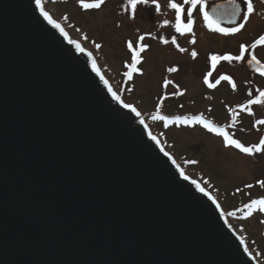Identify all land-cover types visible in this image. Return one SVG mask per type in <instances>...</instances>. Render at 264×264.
<instances>
[{
	"label": "water",
	"instance_id": "obj_1",
	"mask_svg": "<svg viewBox=\"0 0 264 264\" xmlns=\"http://www.w3.org/2000/svg\"><path fill=\"white\" fill-rule=\"evenodd\" d=\"M235 5L208 11L235 26ZM41 9L0 0V264H260Z\"/></svg>",
	"mask_w": 264,
	"mask_h": 264
},
{
	"label": "rangeland",
	"instance_id": "obj_2",
	"mask_svg": "<svg viewBox=\"0 0 264 264\" xmlns=\"http://www.w3.org/2000/svg\"><path fill=\"white\" fill-rule=\"evenodd\" d=\"M217 1L220 0H209V3ZM93 2L95 0H42L53 21L59 23L73 41L92 53L112 89L122 101L139 111L185 174L198 181L218 201L232 228L245 240L258 262L264 264V213L256 211L245 217L240 211L252 199L264 197V188L257 183L264 180V152L250 156L231 146L225 147L223 137L208 132L199 124L173 123L165 127L164 121L152 119L157 111L170 119L203 115L245 146L258 143L264 137V125L256 124V121L264 120V105L250 106V114L239 108L246 105V98H243L248 95L246 90L233 89L226 80H221L215 87L208 86L209 83L215 84L220 76L231 74L238 89L242 81H251L252 77L243 64L234 68L227 61H220L213 68L209 59L214 54L235 52L242 35L226 38L229 35L213 32L198 12L193 15L195 43L191 42L192 33L179 35V45L174 51L171 46L165 47L164 41L170 38L167 35L169 27L158 23L155 28L156 21L154 26H144L145 21L140 16V19H133L128 0H104L100 8L83 7V3ZM209 3L206 0L207 8ZM161 5L165 7L166 4ZM136 14H139L138 8ZM141 36L149 37L151 41L149 47L140 53L139 71L128 79L123 75L128 71L127 65L132 63V52L127 44L131 42L134 47L138 43L145 45L144 40H139ZM209 40L212 43L208 45ZM97 44L100 48L96 47ZM181 48L185 51H180ZM193 51L197 53L195 58ZM170 68L177 71L170 72ZM209 72L211 76H208ZM206 76L208 83H205ZM165 81L172 83L165 85ZM232 89L234 92L230 91ZM233 111L237 113L234 125ZM248 184L253 187H245ZM230 212L236 214L230 216Z\"/></svg>",
	"mask_w": 264,
	"mask_h": 264
},
{
	"label": "snow or ice",
	"instance_id": "obj_3",
	"mask_svg": "<svg viewBox=\"0 0 264 264\" xmlns=\"http://www.w3.org/2000/svg\"><path fill=\"white\" fill-rule=\"evenodd\" d=\"M39 3V0H37ZM152 3L155 5V11H160V5L157 2V0H128V6H130L133 16L135 15L136 9L138 5L142 4H148ZM104 3V0H95L93 3H83V7L86 9L91 8H100L101 5ZM231 3H235V0H231ZM168 7L174 10L175 12V31L177 33H180L181 35H184L185 33H192L193 40L192 43H195V33L193 32V25H194V12L198 11L204 19V22L206 26L211 29L213 32H219L224 35L234 34L239 32L241 29L245 27V23L248 20V17L253 12V5L251 3V0H248L247 2V12L241 16V20L244 22L236 24L234 27L224 28L219 26V22L217 20H214L212 16L210 15V12L207 10L206 7V0H169ZM219 7V5L217 6ZM42 14L45 16L46 19H48L49 23H52L55 27H59L58 24H56L51 17H49L48 13L43 11L41 9ZM216 11V8L212 9V12L214 13ZM240 13V6L235 5V10L233 12V16H237ZM169 21L165 20L164 24L167 25ZM63 31V29H61ZM140 41L144 40V36H141L139 38ZM167 43V41H164ZM173 43H176L175 38H173ZM264 44V35L259 36L258 39H256L252 44L250 45H241L240 46V54L239 55H231V54H225V55H211L209 57L212 67L215 68L217 63L220 61H227L229 63L233 61L237 62H246L253 71L259 73L260 76H264V63H262L259 59H257L256 55L253 53V50L257 48L258 45ZM76 47L83 51V49L80 48V45L77 44ZM97 48H100V45H96ZM127 47L132 52V63L127 65L128 71H125L123 75L127 77L128 79L132 78V75L134 72L139 71L137 68V65L141 61V55L140 53L147 48V45L139 44L137 47H134L131 42H128ZM180 51H185V49L181 48ZM247 54V55H246ZM197 53L195 51L192 52L193 58H195ZM95 70V64L93 65ZM170 72L177 71L176 68H170L168 69ZM212 73L209 72L208 76H211ZM221 80H226L232 83V78L227 75L220 76L219 80H216L215 84L209 83V87H215L216 84H219ZM107 83V81H105ZM171 81H165V85L171 84ZM205 83H208L207 76L205 77ZM233 89H235L236 85L235 83H232ZM111 91V89H109ZM255 93V94H254ZM113 96L117 99L119 97L116 96L115 93H113ZM248 97L246 105H240L239 108L241 110H247L251 114V107L252 105H264V90L261 89H255V90H249L248 91ZM127 108H131L132 111L136 112L135 108H132L131 105L125 104L124 105ZM137 116H140L139 112H136ZM237 113L233 111V125L235 124V117ZM153 120H161L165 122V127H167L169 124H184V125H191V124H199L202 125L208 132L215 133L218 136L223 137L225 147L231 146L235 149H238L241 153L247 154L250 156H253L257 153L264 152V137H261L259 142L256 144H252L250 146H245L241 141L232 138V135L225 131L223 127H218L214 125L211 121L205 119L203 115L199 116H176L172 119H170L167 116L160 115L159 111L156 112L152 116ZM141 123H144L143 119L140 121ZM256 124L264 125V120H257ZM155 139V137H153ZM167 155V153H165ZM192 163H195V161H192ZM257 183L260 187L264 188V180H258ZM199 187V185H197ZM245 187L251 188L253 185L248 184ZM203 191V189H200ZM237 191H240V189H237ZM246 210V211H244ZM240 211L244 212L245 217H250L253 215L254 212L259 211L261 213H264V197L258 198V199H252L249 203L245 204L243 206V209ZM235 212H230L228 215L234 216Z\"/></svg>",
	"mask_w": 264,
	"mask_h": 264
},
{
	"label": "flooded vegetation",
	"instance_id": "obj_4",
	"mask_svg": "<svg viewBox=\"0 0 264 264\" xmlns=\"http://www.w3.org/2000/svg\"><path fill=\"white\" fill-rule=\"evenodd\" d=\"M220 1H227V0H220ZM237 3L240 4L242 11H241V16H243L246 12H247V2L248 0H235ZM157 2L160 5V11L157 12L155 11V5L152 3H148V4H142V5H138L137 8L139 10V14H136L133 16L132 14V18L134 19H143L145 21V25H153L156 21L155 24V28L157 27L156 25L158 23L163 24L165 20L169 21V23L167 25L163 24L165 27H169L168 31H167V35L170 36V38H168L167 43L165 44L166 48H169V46H171V48L175 49L174 51L177 50L178 48V36L181 34L177 33L175 31V27H174V23H175V12L174 10H172L171 8L168 7V3L169 0H157ZM162 3H165V7H162ZM209 3V0H208ZM217 3V2H216ZM251 3L253 5V12L252 14L249 15L247 22L245 23V27L243 29H241L239 32L234 33V34H229V36H226V38H229L231 36H240V34L242 35V39L239 42V48L233 52V51H228L225 52V54H231V55H239L240 54V46L243 45H250L252 44L256 39L259 38V36L264 35V0H251ZM150 4V6H149ZM214 3H209L207 10L213 6ZM163 8H166V10H162ZM194 13H198V11L194 12ZM140 16V18H139ZM240 16V17H241ZM244 22L243 20H241V18L239 19V23ZM206 25V24H205ZM224 28H229V27H234L232 25L229 26H221ZM194 28V26H193ZM157 30V29H154ZM161 37V36H160ZM173 38H175L176 43H173ZM144 43L145 45H147V48L149 47L151 38H144ZM156 42V41H155ZM209 43L211 44L212 41H208L207 44L209 45ZM210 54V52H208ZM253 53L256 55L257 59H259L262 63H264V44L262 45H258L257 48L255 50H253ZM247 55V54H246ZM236 61H233L231 63L227 62V64L229 63V65L231 67H240L242 64L244 65V67L249 71V74L251 75V81H242L240 85V88L238 89V87H235V89L239 90L240 92L243 91H249V90H255V89H261L264 90V76H260L259 73L253 71V69L246 63V62H238L236 64V66L234 65ZM232 69V68H231ZM233 70V69H232ZM232 78V83H235V85L237 86V83L234 79V75H228ZM232 83L229 82L231 88L232 87ZM233 91L234 90H230ZM241 95V94H240ZM246 96H248L247 94L243 95V98H246V103L247 100L249 98H247ZM250 117V116H249Z\"/></svg>",
	"mask_w": 264,
	"mask_h": 264
}]
</instances>
